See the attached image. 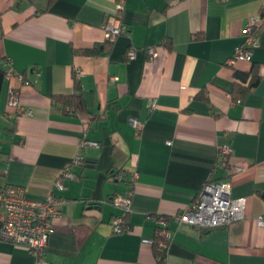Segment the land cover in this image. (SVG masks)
I'll use <instances>...</instances> for the list:
<instances>
[{
  "label": "crops",
  "instance_id": "0c3cea01",
  "mask_svg": "<svg viewBox=\"0 0 264 264\" xmlns=\"http://www.w3.org/2000/svg\"><path fill=\"white\" fill-rule=\"evenodd\" d=\"M116 2L0 0V189L64 200L43 264H264L257 223L264 213V0H126L129 34L109 44L102 26ZM257 15L250 59L230 65ZM95 46L99 55L79 53ZM153 46L155 60L146 52ZM131 48L137 56L129 60ZM255 64L258 84L235 101V86L248 85L236 74ZM9 71L29 84L8 79ZM77 82L85 111L73 112L54 98L73 95ZM12 90L30 114L9 105ZM132 120L143 124L139 132ZM225 145L233 156L217 179L231 183L232 199H246L245 219L211 231L177 223L172 217L195 200ZM78 155L83 166L74 165L58 190ZM132 170L125 218L132 230L118 234L112 223L121 210L112 198L128 192ZM160 216L173 231L163 261L144 242L155 239ZM0 264L36 263L25 248L1 241Z\"/></svg>",
  "mask_w": 264,
  "mask_h": 264
},
{
  "label": "built area",
  "instance_id": "2783aa9c",
  "mask_svg": "<svg viewBox=\"0 0 264 264\" xmlns=\"http://www.w3.org/2000/svg\"><path fill=\"white\" fill-rule=\"evenodd\" d=\"M125 3L126 0H117L115 14L106 20L102 26L107 41H114L118 36L129 34L128 26L123 22L121 15ZM261 24L260 15L247 23L243 29L244 41L229 61L230 65L233 66L237 60L248 61L250 59L251 47L257 42V30ZM146 52L151 60H155L159 55V48L155 46L148 47ZM136 56L137 50L134 48L129 49L127 58L132 60ZM6 77L8 79L15 77L21 83L29 84L20 73L9 71L6 73ZM111 80L117 82L118 77H112ZM16 95V92L12 90L9 96V105L18 108L22 113L30 114V111L19 107ZM150 106L152 109L155 108L156 101H151ZM131 124L136 132H139L143 126L137 120H132ZM86 144L93 145L94 143L88 141ZM232 156L233 150L230 146L225 145L220 148L217 164L205 185L198 192L195 200L181 214L172 217L177 223H186L197 229L211 231L245 219L246 199H232L231 183L217 179V172L228 167ZM82 164L83 158L78 155L57 179L54 185L55 188L63 190L65 187L63 184L64 179H70L74 176L73 166ZM239 169L236 168L235 171L237 172ZM130 174L131 182L128 192L125 195L116 194L112 198L114 206L121 210V214L112 223L113 231L118 234L132 230L129 225L125 224L124 218V213H127L131 206L134 183L137 178L135 170L130 171ZM117 178L124 179L125 170H120L117 173ZM63 204L64 200L54 194H49L44 201L39 202L29 200L26 197L24 188L4 186L0 189V219L2 222L0 242L3 241L25 248L36 264H43L49 237L55 229L54 221L60 216ZM257 223L259 227L264 228V213L258 216ZM157 224L155 239L145 240L144 242L155 247L157 259L163 261L168 253L173 231L169 228V218L167 217H158Z\"/></svg>",
  "mask_w": 264,
  "mask_h": 264
},
{
  "label": "trees",
  "instance_id": "16d2710c",
  "mask_svg": "<svg viewBox=\"0 0 264 264\" xmlns=\"http://www.w3.org/2000/svg\"><path fill=\"white\" fill-rule=\"evenodd\" d=\"M108 43L110 44V41H108ZM79 53L87 56H96L101 53L100 46H95L94 48L91 49H84L81 50ZM4 75L5 73L0 69V91L3 87V83L5 79ZM236 75L238 78L243 80V83H248L246 87L235 86V89L237 91L233 94V99L235 101H239L258 84L260 80V75L258 73L256 64L253 65V68L251 69L249 74L242 75L237 73ZM54 99L55 101H59V100L62 101L63 105L70 108L73 112L85 111V104L82 95V87L78 82L75 85V93L73 95L64 96V97H55ZM262 197L264 198V194L262 195ZM124 218H126V213H124Z\"/></svg>",
  "mask_w": 264,
  "mask_h": 264
}]
</instances>
